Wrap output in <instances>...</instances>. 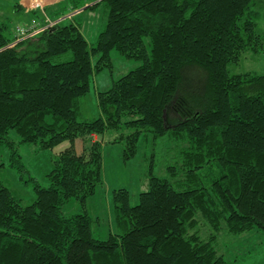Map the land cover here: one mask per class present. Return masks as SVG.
I'll return each instance as SVG.
<instances>
[{"label":"trees","instance_id":"1","mask_svg":"<svg viewBox=\"0 0 264 264\" xmlns=\"http://www.w3.org/2000/svg\"><path fill=\"white\" fill-rule=\"evenodd\" d=\"M256 1L95 0L85 7L103 2L107 15L91 46L75 22L61 20L11 44L17 27L41 19L36 8L12 30L0 20V148L27 173L11 130L18 143L69 142L53 158L48 185L29 177L30 204L0 179V264H233L216 249L219 230L264 233V73L228 70L244 53L264 52ZM111 50L141 64L97 92V117L81 118L79 98L93 73L111 65ZM107 131L124 160L145 132L182 146L167 178L149 171L138 203L127 189L113 190L116 231L100 239L88 199L103 181ZM71 198L80 211L65 214Z\"/></svg>","mask_w":264,"mask_h":264},{"label":"rangeland","instance_id":"2","mask_svg":"<svg viewBox=\"0 0 264 264\" xmlns=\"http://www.w3.org/2000/svg\"><path fill=\"white\" fill-rule=\"evenodd\" d=\"M61 1L36 0L35 3H40L35 8L38 10L41 19L36 17L37 19L34 23L40 25L45 20V17L54 19L47 12L50 14L56 9L58 11L56 19H60L62 22H75L89 46L95 45L96 38L99 32L103 30L106 22L107 8L104 3H98L94 7H85L91 5L95 0H80L78 1L80 4L78 9L81 10L74 14L73 19H71L66 17V15L76 9L70 8L72 4L70 0ZM17 2L21 3L23 7L24 5L28 6L27 0H0V20L6 21L11 30L33 17L32 14H29L33 9L24 10L23 12L16 7ZM256 2L255 7L259 12L256 27L257 31L264 36V3L259 0ZM45 8H47V12ZM145 43H148L147 38H145ZM96 59L97 55H91L93 63ZM110 62V66H105L93 73L89 91L79 98V114L81 118L97 117L99 115L97 92L108 89L114 80L141 64V61L127 58L115 50L110 51ZM228 70L230 73L246 71L258 74L264 73V52L244 53L237 63L228 65ZM115 134L113 131H107L101 138L103 181L88 199L89 213L95 217L92 228L95 231V236L100 237V239H106L109 233L116 231L112 199L113 190L118 188L127 189L130 203L132 205L138 203L139 193L148 189L149 171L159 177L167 178L169 172L166 165H177L178 151L180 146H182L179 144L173 145V147L170 144L154 143L151 134L145 132L137 143L135 156L124 160L122 155L123 145L111 142ZM96 136L94 135L93 137ZM9 137L15 141L16 149L21 155L28 172L22 173L16 168V165L10 164L9 150L2 146L0 148V179L19 198L22 205H27L35 197L34 182L29 177L35 178L42 186L48 185L47 173L52 168L53 158L69 142L68 140H63L52 148H43L39 144L18 143L19 136L14 130L10 131ZM180 172L177 177H173V180L181 178L182 172ZM63 211L65 214H72L79 212L80 207L77 201L71 198L65 204ZM199 224L200 234L207 237L211 233V229L202 220H199ZM216 249L227 262L233 264H264V233L262 230L255 228L250 231L233 234L223 228L217 233Z\"/></svg>","mask_w":264,"mask_h":264},{"label":"built area","instance_id":"3","mask_svg":"<svg viewBox=\"0 0 264 264\" xmlns=\"http://www.w3.org/2000/svg\"><path fill=\"white\" fill-rule=\"evenodd\" d=\"M36 0H31V2L27 3L28 6L24 5L25 9H31L39 6V2L35 3ZM53 1V0H52ZM80 10H74L73 12L69 13L66 15V17L71 18L74 16V14L78 13ZM60 19H49L48 17H45L44 24L38 25V23H33L27 28H18L17 27V34L16 37L17 39L11 43L14 44L16 41L28 38V37H33L35 36L38 32L45 30L46 28L52 27L54 24H56Z\"/></svg>","mask_w":264,"mask_h":264},{"label":"crops","instance_id":"4","mask_svg":"<svg viewBox=\"0 0 264 264\" xmlns=\"http://www.w3.org/2000/svg\"><path fill=\"white\" fill-rule=\"evenodd\" d=\"M33 18V17H32ZM34 20H36V19H34ZM90 137V136H89ZM91 138V137H90ZM97 140V139H99V137L98 136H96V137H93V139L91 138V140Z\"/></svg>","mask_w":264,"mask_h":264},{"label":"bare ground","instance_id":"5","mask_svg":"<svg viewBox=\"0 0 264 264\" xmlns=\"http://www.w3.org/2000/svg\"><path fill=\"white\" fill-rule=\"evenodd\" d=\"M40 1V0H39ZM31 2V0H27V3ZM94 136V135H93Z\"/></svg>","mask_w":264,"mask_h":264}]
</instances>
